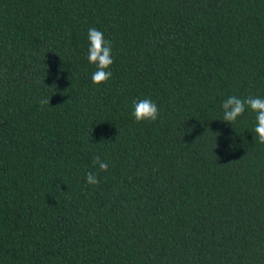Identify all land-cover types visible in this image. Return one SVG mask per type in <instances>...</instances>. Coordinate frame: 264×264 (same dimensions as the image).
<instances>
[{"label": "trees", "instance_id": "obj_1", "mask_svg": "<svg viewBox=\"0 0 264 264\" xmlns=\"http://www.w3.org/2000/svg\"><path fill=\"white\" fill-rule=\"evenodd\" d=\"M232 95L264 98V0H0V264H264V145L250 109L221 120Z\"/></svg>", "mask_w": 264, "mask_h": 264}, {"label": "clouds", "instance_id": "obj_2", "mask_svg": "<svg viewBox=\"0 0 264 264\" xmlns=\"http://www.w3.org/2000/svg\"><path fill=\"white\" fill-rule=\"evenodd\" d=\"M88 41L87 60L89 64L95 65L96 69L91 76V80L94 85L98 86L106 83L113 75L112 71L109 70L114 63L112 59V43L110 40H106L104 33L95 27L88 30ZM49 100L50 98L42 99L41 105H48ZM221 107L223 109L221 120L231 124L235 123L245 113L246 108L254 112L256 115L253 129L255 136H253V139L264 145V98L259 96L240 98L232 95L223 101ZM131 115L138 123L156 121L159 116V108L150 98L138 99L132 103ZM93 163L102 172L108 170V163L101 160L99 155L93 157ZM85 179L88 185H98L100 183L98 174L93 172H88Z\"/></svg>", "mask_w": 264, "mask_h": 264}]
</instances>
